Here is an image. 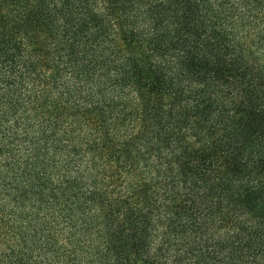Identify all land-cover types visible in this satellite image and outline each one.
<instances>
[{
  "label": "trees",
  "instance_id": "obj_1",
  "mask_svg": "<svg viewBox=\"0 0 264 264\" xmlns=\"http://www.w3.org/2000/svg\"><path fill=\"white\" fill-rule=\"evenodd\" d=\"M0 264H264V0H0Z\"/></svg>",
  "mask_w": 264,
  "mask_h": 264
}]
</instances>
